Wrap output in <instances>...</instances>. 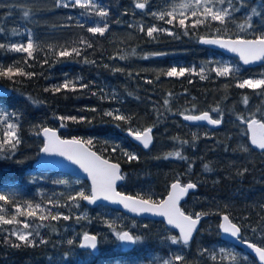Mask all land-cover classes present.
<instances>
[{"label": "trees", "instance_id": "trees-1", "mask_svg": "<svg viewBox=\"0 0 264 264\" xmlns=\"http://www.w3.org/2000/svg\"><path fill=\"white\" fill-rule=\"evenodd\" d=\"M97 2L109 10L107 18L94 14L81 16L84 10L79 8H56L55 0H0V26L6 30L0 33V42L26 41L30 29L41 45V50L34 54V59H28L27 64L24 63L25 53L0 50V64L7 66L19 62L26 72L35 73L31 77L0 78L1 83L12 89V95L0 96V104L15 113L11 119L19 125L21 139L12 159L0 160V191L8 194L14 203H20L22 208L29 201L43 203L54 213L63 211L72 217L67 221L43 222L47 227L39 229L41 235L36 237L35 247H12V243L18 242L10 234L14 226L0 225V264H161L160 260L174 254L184 256L185 264H259L240 247H236L239 251L234 254L235 262L228 255L218 253L216 259H212V254L215 245L227 244L219 231L220 217L224 213L241 226L244 239L258 244L264 242V152L254 150L245 135L256 156L246 158L237 145L241 130L233 126L240 115L247 114L245 110L252 104H255L257 118L264 113L260 105L264 106L261 90L236 86L237 80L258 77L264 72V63L246 67L237 57L200 44L199 38L214 35L218 24L184 35L183 29L167 25L150 14L168 8L176 0H149L150 8L144 10L135 8L137 0ZM262 2L264 0H246L247 7H240V0H233L240 7V11L234 13L236 23L244 21L251 7L264 12L260 7ZM23 10H31L33 14L25 19ZM68 16L73 19L69 21ZM105 22L109 23V29L104 35L87 31L88 27L97 23L102 26ZM253 23L258 29L264 28L262 17H253ZM81 24L83 27L79 26ZM153 24L171 28L176 35L157 32L154 38L148 37L146 29ZM140 25H144V31H140ZM13 29L22 35H12ZM229 31L234 36L238 29L235 24H229ZM245 35L251 38L250 33ZM81 39L91 43L92 47L79 44ZM62 46L78 47L81 55L58 58L56 51ZM155 53L160 55H153ZM119 55L127 58L121 60ZM85 58L89 63H85ZM44 60L48 63H43ZM207 61L230 63L238 66L240 71L227 78L209 71L208 78L201 80L199 67L214 66ZM173 66L196 67L197 72L186 73L183 77L163 74ZM78 77L81 78L78 83L89 87L51 91L65 78L76 81ZM169 93L174 102L164 105L163 97ZM101 96L105 98L101 99ZM245 96L249 101L247 105L243 103ZM189 106L188 113L201 109L213 115H219L211 111L219 106L223 111V125L216 130L205 125L186 124L181 113L183 107ZM108 111L131 119L116 121L105 115ZM58 116H83L88 122L68 121L66 127H61ZM175 119L180 123L177 124ZM45 126L57 128L66 138L92 139L91 148L122 165L125 180L119 189L123 192L159 201L177 178L183 183H196V190L182 207L191 214L206 213L197 235L200 241L196 238L188 245L172 244L167 237L178 236V233L161 220L132 217L104 205L91 207L83 200L72 202L62 192L54 191L64 184L68 187L79 185L90 194L91 187L86 180L56 171L30 172L43 145L42 134L37 133ZM146 127H152L155 137L150 149H144L126 134L129 128ZM222 130H226L227 135L217 132ZM156 131L164 132L162 138L156 137ZM175 150L181 151L187 159L163 158ZM124 151L134 152L139 159L128 161ZM44 188H51L59 197H44ZM49 199L59 201L60 207L47 204ZM3 205L4 202H0V206ZM11 213L15 214V211L9 204L4 207V214L9 217ZM112 222L117 230H130L142 236V241L126 248L116 240L109 227ZM35 223L40 222L36 220ZM85 232L99 237L101 250L98 253L81 247ZM41 238L47 243H39ZM69 239L73 241L72 245L67 243Z\"/></svg>", "mask_w": 264, "mask_h": 264}, {"label": "snow or ice", "instance_id": "snow-or-ice-1", "mask_svg": "<svg viewBox=\"0 0 264 264\" xmlns=\"http://www.w3.org/2000/svg\"><path fill=\"white\" fill-rule=\"evenodd\" d=\"M56 8H79L81 10L80 15H92L105 19L109 16V10L100 5L97 0H55ZM240 7H247L246 0H240ZM240 7H237L233 0H176L171 3L170 6L164 10L157 12H150L154 19L163 21L167 25L179 27L183 29L184 35H189L191 31L201 27H211L214 24H218L219 27L215 28V33L211 37L201 36L200 42L207 45H216L224 48L228 51L238 54L239 60L244 65H250L256 62H264V28L258 29L253 23V17L264 18V12L258 11L256 7H251L250 14L246 15L245 19L241 23H236L234 13L240 11ZM260 7L264 9V2L261 3ZM135 8L144 10L150 8L149 0H137ZM33 12L31 10H23L22 16L27 19ZM67 19L70 21L73 17L68 16ZM79 23V21H77ZM229 24H235L238 32L233 36L229 31ZM68 27L69 25H64ZM83 27V25H79ZM131 27V25H129ZM140 31H144V25L139 26ZM109 29V23L105 22L102 26L97 23L95 26L88 27L87 31L92 34L104 35ZM6 30L3 26H0V33H5ZM157 32H166L168 35H176L171 28L157 27L153 24L147 27L146 35L154 38V34ZM251 34V38H247L245 34ZM12 35H22L17 30H12ZM38 38L33 36L30 29L27 30L26 41L21 42H0V50L14 53H25L26 58L24 63L27 64L28 59H34L35 53L41 50V45L37 42ZM79 44L84 45L86 48H91L92 44L86 40H79ZM50 49L52 45L48 46ZM134 54V52H133ZM80 56L81 50L78 47H63L61 50L56 51L58 58H70L72 56ZM153 55H160L155 53ZM127 57L125 55H119V59L124 60ZM147 58V57H145ZM43 63H48L44 60ZM85 63L89 61L85 58ZM207 64L214 65L209 68L204 65L199 67V78L201 80L207 79V73L209 71L214 72L218 77H230L239 73L240 69L238 66L230 63L218 62V61H207ZM116 71H120L117 69ZM197 72L196 67H171L163 74L168 77H183L186 73ZM33 72H26L24 67L19 66V62L9 64L5 66L0 64V78L13 79L16 76H34ZM81 78H77L76 81L65 78L63 83L54 85L51 89L53 92H60L63 90L76 91L78 88L85 89L89 85L85 83H78ZM151 81H149L150 83ZM236 86L244 89L261 90L264 94V72H261L258 77L237 80ZM49 91V89H45ZM95 95V93H93ZM169 93V97H171ZM101 96V99H104ZM115 99V96L112 97ZM248 97H244L243 103L248 104ZM37 103V101H33ZM169 104V99L164 100V105ZM95 111V109H92ZM211 111L217 112L220 118H212L208 111H204L199 115H184L181 113L183 118L187 121H206L211 125H220L223 119V111L217 106ZM118 112V110H117ZM15 113L9 112L7 107L0 104V160L12 159L14 153L17 151L18 146L21 144L19 136V125L15 123L11 117ZM105 115L113 117L116 121H130V117L123 114H114L113 111H108ZM57 119L61 121V127H66L68 121L74 123L88 122L85 117L80 116H58ZM238 119L247 125L248 131L250 132L251 144L264 150V113H261L260 118H257L256 113H251L248 117L239 116ZM152 127H146L142 131L128 129L130 136L134 137L135 140L143 144L144 148H148L152 142ZM43 135V145L40 148L41 153L55 154L61 157H65L67 160L72 161L76 165H79L81 169L91 178V190L90 194H86L85 191L80 190L68 197V200L76 202L78 200L87 201L88 203H96L98 200H104L115 204H121L127 210L136 214L150 213L158 215L166 221L167 225L172 226L179 230V235H172L167 237L172 244H184L188 245L193 237V233L197 231V225L206 213H195L186 214L181 208L180 204L182 199L189 193V190L197 188L196 183L188 181L187 183H181V180L177 178L170 185V190L167 197L159 201L152 199L151 197L143 198L139 195H129L123 192L117 191V181H122L125 176L121 174L120 165L118 163H112L108 159H104L102 156L97 155L96 152L91 151L93 140H83L77 137L71 139H62L58 135V130L50 127H42L37 133ZM184 143H187L186 141ZM248 151L247 148L243 149ZM116 151V148H113ZM128 161L138 160L139 157L134 152L124 151ZM176 158L180 160L187 159L182 155L181 151L175 150L169 152L163 158ZM205 169H208V165H204ZM210 170V169H209ZM244 171H247L245 169ZM59 183H66L65 181H58ZM0 202H4L3 206H0V225H13L11 229V236L15 237L17 243H12V247L19 248L21 246L35 247L39 237L41 227H47L43 222L45 221H58V220H70V215L64 214L63 211L53 212L52 208H48L43 203L26 202L24 207H21L20 203H14L10 200L8 194L4 191H0ZM11 204L15 214L11 215L10 218L4 214V207ZM47 204L53 205V207H60L59 201H53L49 199ZM79 207V205H76ZM18 217H24L23 220ZM80 217H77L79 219ZM38 220L40 223H35ZM109 227L113 230L116 240L120 241L125 246L136 245L142 241L143 237L135 235L128 230H117L114 222L109 223ZM219 228L227 234L233 237L239 238L241 228L233 223L228 215L222 216V222L219 224ZM55 231V228H53ZM255 232V229H253ZM5 241H8V237H4ZM39 243L45 244L46 240L40 239ZM69 245L73 244V241L69 239L67 241ZM248 247L254 250L258 255L260 261L264 262V247L257 246L255 243H249ZM98 238L97 235L85 232L83 235V243L81 247L97 249ZM205 251H207L205 249ZM221 253H224L223 248L220 249ZM212 259H216L213 254ZM223 259V257L221 258ZM229 259L233 262L237 260V257L233 254H229ZM162 264H185V257L179 254H174L171 258L163 260Z\"/></svg>", "mask_w": 264, "mask_h": 264}, {"label": "water", "instance_id": "water-1", "mask_svg": "<svg viewBox=\"0 0 264 264\" xmlns=\"http://www.w3.org/2000/svg\"><path fill=\"white\" fill-rule=\"evenodd\" d=\"M206 37H211V36H206ZM199 42H200V39H199ZM200 44L204 45V46H207V47H211V48H214V49H218L220 51H222L223 53H225L226 55L228 56H233V57H238V54L236 53H233L231 51H228L224 48H221L220 46H216V45H207V44H203L200 42ZM240 61V60H239ZM241 64H243L242 61H240ZM264 62H256V63H253V64H250V65H244L246 67H257L259 65H262ZM12 95V89L9 88L7 85H5L4 83H1L0 82V96H10ZM202 112L204 111H201V112H198V113H189L191 115H199L201 114ZM209 112V111H208ZM189 114H185V115H189ZM209 114L212 116V118L216 119L215 116L212 115L211 112H209ZM182 119L184 120L185 123L187 124H190V125H205V126H208L212 129H219L222 125H223V122L220 124V125H211L209 123H207L206 121H187L185 120L183 117ZM47 127H50V126H47ZM247 127V125H246ZM50 128H53V127H50ZM57 129V128H55ZM58 130V129H57ZM247 132H248V139H249V143L251 145V147L256 150V151H259V152H264V150H261L259 149L258 147L254 146L251 144V141H250V132L248 131V128H247ZM134 142H136L138 145L143 146L142 143H140L139 141L135 140L134 137L130 136L129 133L127 132L126 133ZM58 135L61 136L62 139H71V138H66V137H63L59 130H58ZM43 136V135H42ZM151 136H152V142L151 144L149 145L148 148H144V149H150L154 143V133L153 131L151 132ZM91 151H94L97 153V155H100L102 156L98 151H96L95 149L91 148ZM104 159H108L104 156H102ZM110 162L112 163H118L120 165V169H121V174L123 175V167L122 165L119 163V162H116V161H113V160H110L108 159ZM38 171H56V172H60V173H63V174H67V175H70V176H75L77 178H80L82 180H86L89 184H90V187H91V178L88 176L87 173H85L83 171V169H81L79 167V165H76L75 163H73L72 161H69L67 160L65 157H61V156H58V155H55V154H45V153H41L39 154V157L37 158V160L34 162V167L30 170V172H38ZM124 182V180L122 181H117V191L119 192H123L119 189V186ZM174 182V181H173ZM172 182V183H173ZM182 183V181H181ZM197 185V184H196ZM170 190V188H169ZM195 189L193 190H189V193L182 199L181 201V208H182V203L185 202L188 198V196L194 192ZM169 192V191H168ZM125 194H129V195H133V194H130V193H126V192H123ZM168 194V193H167ZM167 195L164 197L166 198ZM163 198V199H164ZM85 204L91 206V207H97L99 205H104V206H109V207H112L114 209H117V210H120V211H123L124 213L130 215V216H133V217H137V218H148V219H152V220H161L163 221L166 225V221L164 220V218L158 216V215H154V214H150V213H144V214H136V213H132L130 212L129 210L125 209L123 207V205L121 204H115V203H111V202H108V201H104V200H98L96 203H88L87 201H84ZM186 214H190V213H187ZM226 213L222 214L221 217H220V223L222 222V216L225 215ZM228 215V214H226ZM229 216V215H228ZM230 218V217H229ZM203 219V217H202ZM202 219L201 221L199 222V224L197 225V231H195L193 233V237L192 239L190 240L189 243H191L197 236L199 230H200V227H201V223H202ZM231 219V218H230ZM232 220V219H231ZM233 223H236L232 220ZM219 223V224H220ZM240 228L241 226L236 223ZM169 228H172L173 230H175L178 234H179V230L178 229H175L173 228L172 226H169L167 225ZM129 231V230H128ZM219 231H220V236L222 238V240H224L225 242L229 243V244H232L233 246H238L240 248H242V250L248 254L249 256H252L254 257L259 264H264V262L260 261L258 255L254 252L253 249H251L250 247H248V244L244 243V241H248L249 243H255L257 244V246H262L256 242H253L251 240H247V239H244L242 237V229H241V232L239 234V238L237 237H233L231 236L230 234H227V233H224L220 228H219ZM131 232V231H130ZM90 234H94L96 235L95 233H90ZM98 238V236H97ZM83 243V237L81 239V243L80 245ZM98 246H99V238H98ZM98 246H97V249H91V248H86V247H82L83 249L85 250H91L93 253L97 252L98 251ZM133 245L131 246H127L128 248L132 247ZM264 247V246H262Z\"/></svg>", "mask_w": 264, "mask_h": 264}, {"label": "rangeland", "instance_id": "rangeland-1", "mask_svg": "<svg viewBox=\"0 0 264 264\" xmlns=\"http://www.w3.org/2000/svg\"><path fill=\"white\" fill-rule=\"evenodd\" d=\"M0 4H2V3H0ZM164 100L165 99H169V102H174L173 100H174V98L171 96V97H169L167 94L166 95H164ZM261 105V108L264 110V106L262 105V104H260ZM190 109V106L189 107H183V113L184 114H188V110ZM199 111H201V109H198L196 112H192V113H197V112H199ZM254 111H255V104H252V105H250V109H248L247 111L245 110V112L247 113L244 117H248L251 113H254ZM215 116V118H220V115H214ZM241 116V115H240ZM177 124L178 123H180V120L179 119H175L174 120ZM233 126L234 127H236V128H239V130H241V132H240V134H241V136L239 137V139H238V142H237V145L238 146H240V149L243 151V153H244V156L246 157V158H249V159H253V158H255L256 156L253 154V152L251 151V148H250V145L247 143V140L244 138V136L245 135H247V137H248V132H247V127H246V124H244V123H242L240 120L238 121V122H235L234 124H233ZM144 128H140V129H134V130H143ZM219 134H221V135H227V133H226V130H222V131H217ZM155 135H156V137L157 138H162V136L164 135V132H162V131H156L155 132ZM159 142H161V141H159ZM163 142V141H162ZM244 148H247L248 149V151H244L243 149ZM166 154H168V153H166ZM165 154V155H166ZM263 156H264V153H263ZM172 157H170V158H168V159H171ZM56 190H58V191H60V192H62L64 195H65V197L68 199V197L69 196H71V195H75V193L77 192V191H80V190H83L84 191V188L82 187V186H79V185H75L74 187H68V186H66L65 184L62 186V187H59V188H54V191H56ZM43 192H44V197H56V198H58L59 197V195H57V192H52V189L51 188H44L43 189ZM11 215H13V213H11ZM10 215V216H11ZM10 216L8 217V218H10ZM18 219H20V217H18ZM21 220V219H20ZM197 238V241L199 240V237L197 236L196 237ZM200 241V240H199ZM198 241V242H199ZM261 245L262 246H264V242H261ZM221 248H223L224 250H225V252L224 253H221L220 252V249ZM100 251V250H99ZM239 251V249H237L236 247H234V246H232V245H230V244H226V245H215V249H214V252H213V254L215 255V254H224L225 256H229V254H235V253H237ZM212 254V255H213ZM166 259H169V258H164V259H162V260H160V263L162 264V261L163 260H166ZM134 264V263H133Z\"/></svg>", "mask_w": 264, "mask_h": 264}, {"label": "bare ground", "instance_id": "bare-ground-1", "mask_svg": "<svg viewBox=\"0 0 264 264\" xmlns=\"http://www.w3.org/2000/svg\"><path fill=\"white\" fill-rule=\"evenodd\" d=\"M224 123V122H223ZM80 179V178H79ZM82 180V179H81ZM99 238V237H98ZM126 248H128L127 246H125ZM133 247V246H132ZM131 248V247H130ZM99 249H100V239H99V246H98V251L95 252V253H98L99 252ZM101 250V249H100ZM88 251V250H87ZM90 252H92L91 250H89ZM93 253V252H92Z\"/></svg>", "mask_w": 264, "mask_h": 264}]
</instances>
